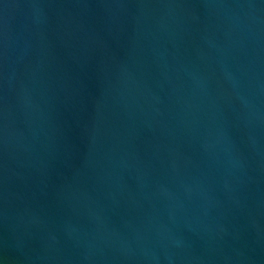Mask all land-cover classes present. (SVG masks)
Returning a JSON list of instances; mask_svg holds the SVG:
<instances>
[{
  "label": "water",
  "instance_id": "obj_1",
  "mask_svg": "<svg viewBox=\"0 0 264 264\" xmlns=\"http://www.w3.org/2000/svg\"><path fill=\"white\" fill-rule=\"evenodd\" d=\"M0 264H264V0H0Z\"/></svg>",
  "mask_w": 264,
  "mask_h": 264
}]
</instances>
